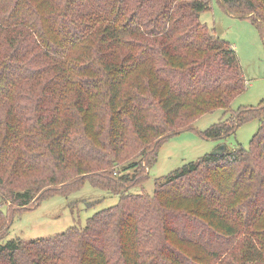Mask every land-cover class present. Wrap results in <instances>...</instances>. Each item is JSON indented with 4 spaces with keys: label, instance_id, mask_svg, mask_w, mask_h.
I'll return each instance as SVG.
<instances>
[{
    "label": "trees",
    "instance_id": "1",
    "mask_svg": "<svg viewBox=\"0 0 264 264\" xmlns=\"http://www.w3.org/2000/svg\"><path fill=\"white\" fill-rule=\"evenodd\" d=\"M217 1L264 42V0ZM212 3L0 0V264H264V102L233 110L246 79L201 20ZM217 111L202 136L258 119L248 149L133 193L164 143ZM86 184L118 202L84 228L6 241L15 214Z\"/></svg>",
    "mask_w": 264,
    "mask_h": 264
},
{
    "label": "rangeland",
    "instance_id": "2",
    "mask_svg": "<svg viewBox=\"0 0 264 264\" xmlns=\"http://www.w3.org/2000/svg\"><path fill=\"white\" fill-rule=\"evenodd\" d=\"M211 10L203 13L201 20L215 34L236 51L246 79V90L233 104V110L254 108L264 102V42L250 19L229 14L223 4L213 0ZM222 119V111L207 115L196 122L193 129L170 138L161 147L157 162L152 169L146 168L150 178L144 188L133 193L153 194L155 182L190 162L217 151L224 145L227 149L250 147L260 128L258 119L250 120L236 129L224 140H207L202 134ZM222 153L217 152L219 155ZM118 196L95 189L89 184L79 192L67 196L56 194L46 198L31 210L14 215L7 242H33L47 240L66 233L69 229L84 228L95 213L114 206ZM35 207V208H34ZM7 207L5 206L3 210Z\"/></svg>",
    "mask_w": 264,
    "mask_h": 264
},
{
    "label": "water",
    "instance_id": "3",
    "mask_svg": "<svg viewBox=\"0 0 264 264\" xmlns=\"http://www.w3.org/2000/svg\"><path fill=\"white\" fill-rule=\"evenodd\" d=\"M226 150V147L224 145H221L216 152H214L215 154H218L217 152L219 151V153H222Z\"/></svg>",
    "mask_w": 264,
    "mask_h": 264
}]
</instances>
